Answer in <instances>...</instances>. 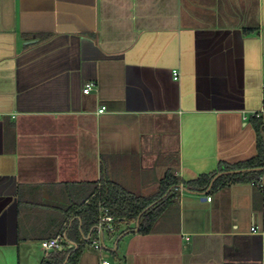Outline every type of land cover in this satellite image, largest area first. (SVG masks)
Returning a JSON list of instances; mask_svg holds the SVG:
<instances>
[{
	"label": "crops",
	"instance_id": "obj_1",
	"mask_svg": "<svg viewBox=\"0 0 264 264\" xmlns=\"http://www.w3.org/2000/svg\"><path fill=\"white\" fill-rule=\"evenodd\" d=\"M263 93L264 0H0V264H40L88 184L151 196L253 157ZM176 191L149 233L97 230L78 264H264L252 184Z\"/></svg>",
	"mask_w": 264,
	"mask_h": 264
},
{
	"label": "trees",
	"instance_id": "obj_2",
	"mask_svg": "<svg viewBox=\"0 0 264 264\" xmlns=\"http://www.w3.org/2000/svg\"><path fill=\"white\" fill-rule=\"evenodd\" d=\"M249 119L255 132L256 154L235 164H219L218 176L214 172L184 181L166 172L157 193L151 196L135 195L106 178L88 184L90 190L87 195L80 201H72L69 207L64 209L63 222L57 234L63 238L61 249H53L40 264H63L66 258V264H78L84 247L92 238L97 239V225L103 209L107 210L114 221L112 230L103 228L102 234L115 236L117 223L134 222L139 215L137 232L149 233L165 206L176 196V189L180 184L189 191L201 192L207 189L214 191L233 183H250L264 199V124L260 116L253 115ZM87 234L90 236L86 240Z\"/></svg>",
	"mask_w": 264,
	"mask_h": 264
},
{
	"label": "built area",
	"instance_id": "obj_3",
	"mask_svg": "<svg viewBox=\"0 0 264 264\" xmlns=\"http://www.w3.org/2000/svg\"><path fill=\"white\" fill-rule=\"evenodd\" d=\"M172 74H173V78L176 80L178 78V72L176 70H174ZM93 86H94L93 82H86L83 86V89H82L83 93H85V94L89 93L92 90ZM263 98H264V93H263ZM105 110H106L105 105H101L98 108L97 112L103 113ZM113 221H114V218L111 217L110 215H108V212L106 209H103L102 214L99 217V223L97 225V230L99 232H102L103 228H105L107 230H112ZM62 241H63V238L61 235H58L55 238H51L46 242V248L50 251H52L53 249H61ZM93 247L96 250L101 249V245L99 244V242H94ZM101 264H110V262L107 260H101Z\"/></svg>",
	"mask_w": 264,
	"mask_h": 264
},
{
	"label": "rangeland",
	"instance_id": "obj_4",
	"mask_svg": "<svg viewBox=\"0 0 264 264\" xmlns=\"http://www.w3.org/2000/svg\"><path fill=\"white\" fill-rule=\"evenodd\" d=\"M183 5V11H182V14L183 16H189L192 18V21L195 22V20L193 18H196L199 16H203V17H210L212 14L208 11V10H198L199 8H202L200 6H208V5H211V4H182ZM199 11V12H198ZM231 15H233V12H230ZM236 19L238 18L237 16H235ZM103 254L107 255L109 259H111V257H109L108 253L106 250H103L102 251Z\"/></svg>",
	"mask_w": 264,
	"mask_h": 264
},
{
	"label": "water",
	"instance_id": "obj_5",
	"mask_svg": "<svg viewBox=\"0 0 264 264\" xmlns=\"http://www.w3.org/2000/svg\"><path fill=\"white\" fill-rule=\"evenodd\" d=\"M32 41H28V42H26V43H31ZM139 217H140V215L138 216V218H137V220H136V223L138 224V220H139ZM101 242H102V244H103V237L101 236ZM66 260H67V258L64 260V262H63V264H66Z\"/></svg>",
	"mask_w": 264,
	"mask_h": 264
},
{
	"label": "flooded vegetation",
	"instance_id": "obj_6",
	"mask_svg": "<svg viewBox=\"0 0 264 264\" xmlns=\"http://www.w3.org/2000/svg\"><path fill=\"white\" fill-rule=\"evenodd\" d=\"M178 79V78H177Z\"/></svg>",
	"mask_w": 264,
	"mask_h": 264
}]
</instances>
